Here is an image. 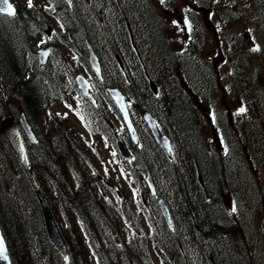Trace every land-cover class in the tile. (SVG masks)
I'll return each mask as SVG.
<instances>
[{
	"label": "trees",
	"instance_id": "trees-1",
	"mask_svg": "<svg viewBox=\"0 0 264 264\" xmlns=\"http://www.w3.org/2000/svg\"><path fill=\"white\" fill-rule=\"evenodd\" d=\"M42 1L48 8H42L32 0L33 7L19 6L13 18L0 15V108L22 110L29 121L41 129L39 142L28 147V160L55 218L61 214L59 210L72 213L91 249L95 252L98 247L102 251L95 252L101 263L104 260L105 264H153L147 254V241H142L141 253L132 250L133 244L123 242L113 205L103 202L96 190L97 182H92V177L83 172L80 156L86 151L73 129L68 130L60 123L52 124L42 117L43 108H47L51 97L58 93L59 80L37 66L31 42L41 35L48 22L44 17H52L62 31L57 33L58 41L54 42V47L84 49L85 38L99 54V42L107 50L113 49L111 41L115 37L122 44L130 24L144 35L147 45L144 57L149 61L145 63V70L160 91L156 96L152 95L145 74L137 67L135 89L126 92L134 102L133 112H138L139 118L144 108L152 110L162 131L171 138L173 148L172 159H168L152 143L148 156L142 152L140 160L135 159L139 171L147 168L163 171L166 197L176 219L171 229L163 223L152 228L147 239L150 247L157 253L160 264H264V223L258 233H249L239 221V215L233 217L227 213L222 191L229 185L222 169L217 167L218 159L202 136L193 97H189L179 79L173 76V69L182 55L172 49L152 8L143 0H100L103 9L99 13L91 0L86 8L82 7L83 10L77 0L71 1L72 7L65 0ZM26 2L28 4V0ZM104 13L108 16L107 24L100 19L99 14ZM72 14L76 16L72 18ZM83 19L88 29L81 28ZM63 30L67 36L63 35ZM191 53L201 55L199 50ZM84 61L89 71L86 56ZM236 72L239 83L241 72ZM116 86L123 88L120 84ZM250 104L251 101L246 102L247 106ZM246 115L238 128L229 122L218 125L228 142L233 138L235 143L246 145L248 142L255 149L253 141H256L264 164L261 120L256 119L254 110ZM2 117L0 114V119ZM0 141L3 150L0 153L7 156V159L4 155L2 158L5 167H0V229L12 263L89 264L84 241L77 235L74 224L60 227L68 247V261L63 262L54 250L45 234L37 200L1 136ZM131 151L139 157V149L132 148ZM123 207L121 213L125 209V218L137 223L130 215L129 204L124 202ZM157 219L160 220L159 215Z\"/></svg>",
	"mask_w": 264,
	"mask_h": 264
},
{
	"label": "rangeland",
	"instance_id": "rangeland-1",
	"mask_svg": "<svg viewBox=\"0 0 264 264\" xmlns=\"http://www.w3.org/2000/svg\"><path fill=\"white\" fill-rule=\"evenodd\" d=\"M82 1L83 0H77L81 10H83L82 7L86 8L87 4L90 3L88 0ZM91 1L97 6L96 10L100 13V10L102 11L103 9L102 6H100V0L97 2L96 0ZM11 2L15 6L26 7L25 0H11ZM34 2L41 7H45L40 0H34ZM148 2L154 5L152 7L158 12V16L162 19L165 34L173 47L176 50L183 48L185 41H187L186 38H189L191 35V30L192 32L194 31L192 21H190L191 24L189 23L191 25L189 29L182 20L183 16L181 19L178 17V14H181L186 6L184 1H167L164 2V4H161L160 0H148ZM187 2L190 4V0ZM251 2L253 3L252 5L248 4L245 0L244 24L239 27L234 25L230 27L232 31H241V35L254 29L257 30L258 37L260 34V52L256 53V57L248 51H252V48L256 47L251 39H248L241 47L244 52L241 51L242 58H240V56L237 57V67H235L236 71L243 73L240 76L241 81L238 83L235 81L234 77L231 76L232 68L228 64L230 58L228 52L224 51V44L228 42L227 35L221 33L219 29L218 31L215 29H209V31L205 29L203 39L205 45L203 58L205 63L199 59L190 61L184 58L186 67L181 72L184 73L185 77L181 80V84L187 88L190 94L189 97H193L197 109L196 113H198L199 116L202 136L218 159V163H216L217 167L222 169L224 180L230 187L229 192L227 190L223 191V201L226 205L227 213L231 214L233 217L239 215V221L247 227L249 233H258L264 223V164L261 162V155L255 154V149H252L248 142L246 145L237 144L230 136L232 141L228 142L222 135L218 125L220 122L223 124L231 122L235 128H238L237 125H240L246 119V110L248 113H251L252 110L256 111L258 113L256 119H260L264 125V0H251ZM206 4L209 5V3ZM255 7L258 8L260 12L262 11V23L259 27L254 21L258 19V11ZM99 15H102L107 24V14L104 13ZM75 16L76 14H72V18ZM44 18H47L48 22L43 26L41 35L31 39L35 49L46 48V46H48L46 40L48 39H50L49 42L53 44L56 32H62L51 17L45 16ZM198 20L201 24L204 23L202 17H198ZM72 22L73 21H71V23ZM208 22L218 27L221 21L218 20L215 14H212V16L208 17ZM108 26L110 27L111 23H109ZM48 27L50 30H48ZM83 27L88 29L85 19H83L81 28ZM187 29H189L190 32H188ZM46 32H49L48 35ZM135 32L136 31L133 29L130 30L135 40L131 38L132 40L129 39L126 41L127 38H124L122 44H120L118 37L112 39L111 42H113L114 45L111 50H107L106 46L103 48L101 43H98L101 49L100 59L103 66H105L107 74L106 78L111 80V77H114L116 74V78L113 81L120 82V84L127 89L129 85L136 83L131 67L134 66L136 68L137 63L139 65L143 64L142 59H144L142 52L141 57L137 55L132 56L130 51L124 48V44L126 43L131 47L130 42L138 43L140 47L143 46L144 41L142 40V36L137 32L135 34ZM52 50L55 56L44 68L46 71L51 70L54 76L58 75L59 82L64 83L63 98H66V100H61L56 103L54 107H50V113H44V115L48 117H55L57 114L68 115L69 124L77 128L80 140L83 143H91L89 146L92 154H89V158L93 167L99 171L97 176L101 178L104 169L106 172L111 173L114 179L113 181L110 180V182H113V189L119 194L126 196L131 201L132 212L138 217L148 216L153 222L155 220L153 218V208L150 207L149 197L146 194L147 187L144 173H141L138 177L134 176L133 178L127 175L129 172L136 173L135 171H129L128 167L127 171H125V168L121 166L111 137L106 134L107 132L102 129L101 123L98 122L100 117L95 118L92 116L85 119L89 120L87 126L93 131V136H89L79 124L80 121L78 122V119L75 117L76 114L83 117L79 109L83 107L82 99L79 98L78 94L71 88V82L65 81L62 72L63 66L58 64V60L63 56L61 51H59L57 47L52 48ZM136 50L140 51L141 48H136L133 45V51ZM247 54H249V57ZM103 58H105L106 63ZM119 59L122 62L120 65H118ZM223 59H227L228 62L223 61ZM141 67L144 70V67ZM67 69L69 72H73V74H83L86 78L85 70L81 65L76 63V61L73 62L72 66H68ZM246 76L248 77L245 78ZM207 77L209 78V82H206ZM211 79L217 84L211 83ZM234 81L236 82L235 85ZM96 98L99 105L98 114L109 118L113 124L118 127L120 132L123 133L122 123L116 116L113 106L108 104L102 96H96ZM247 101H251L249 106L246 105ZM241 108L246 109L241 113L239 111ZM14 109L15 107L10 111H6V109L0 108V114L3 116L6 113L13 112ZM85 112L86 114L89 113V111H84V114ZM0 152H3L1 148ZM3 155V153H0V167H5L2 159ZM253 155H255V160L253 159ZM4 158L7 159V156L4 155ZM8 164L9 167L12 168V165L10 163H7V165ZM151 175L159 194L162 198L164 197L167 199V188L163 171H157ZM167 204L170 207V204ZM140 207L141 209H139ZM233 208H235V211H232ZM137 231L138 233L142 232L139 229H137ZM79 234L81 233L79 232ZM85 251L87 255H89L88 251ZM151 257L155 261V264L158 263V256L156 253H153L152 250ZM91 264H93L92 261Z\"/></svg>",
	"mask_w": 264,
	"mask_h": 264
},
{
	"label": "water",
	"instance_id": "water-1",
	"mask_svg": "<svg viewBox=\"0 0 264 264\" xmlns=\"http://www.w3.org/2000/svg\"><path fill=\"white\" fill-rule=\"evenodd\" d=\"M8 2L10 3V1L8 0ZM11 4V3H10ZM15 9V8H14ZM16 13V10H15ZM4 15H7L6 13H2ZM9 16V15H7ZM43 53H47V51H39V59L41 62H44L46 60V55H43ZM90 63L92 68L94 69V71L100 76V67L97 61V58L94 54V52L92 51V49H90ZM76 83L78 85L79 90L88 98H91V96L88 93L89 90V84L85 81V79L81 76H77L76 77ZM107 93L108 95L111 97V99L113 100V102L115 103L116 107L118 108L119 112L121 113L123 120L130 132V135L132 137V139L134 140L135 143H138V138H137V133L135 132V129L132 125V122L129 118L128 115V111H127V107H126V101L127 98L126 96L119 90V89H107ZM143 118L146 121V123L149 125L155 139L157 140L158 144L161 146V148L163 149V151L169 156L170 155V146L168 143V140L165 137H160L158 132L156 131V125H155V121L151 118V116L147 113L143 114ZM20 122L27 134V136L30 138L31 141H35V138L32 135V132L25 120V118L23 117V115L20 116ZM113 130H115L114 128H112ZM0 131L1 133L4 135L10 149L12 150L14 156L16 157V160L18 162V164L20 165L24 175L26 176L37 200L38 203L40 205V209H41V214H42V218H43V222H44V227L48 236V239L50 240V242L52 243V245L55 247V249L61 254V256H63V258H66V249H65V245L64 242L61 238V235L53 221L52 215L50 213V211L48 210L44 199L42 198L39 189L37 187L36 181L34 179V177L32 176L31 172L28 170V164H27V160H26V156L24 153V149H23V145L15 124V121L13 118H8L6 120H4L1 125H0ZM118 150L120 152V154L124 157H127V153L125 148L118 143ZM159 205L162 209V212L166 218L167 221H169V213L168 210L164 204L163 201L159 202ZM0 238L3 239L1 232H0ZM4 242V240H3ZM4 247H5V255L7 256V259H3L2 257H0V264H12L8 253H7V249L4 243Z\"/></svg>",
	"mask_w": 264,
	"mask_h": 264
},
{
	"label": "snow or ice",
	"instance_id": "snow-or-ice-1",
	"mask_svg": "<svg viewBox=\"0 0 264 264\" xmlns=\"http://www.w3.org/2000/svg\"><path fill=\"white\" fill-rule=\"evenodd\" d=\"M161 4H164L165 0H160ZM28 7L31 8L33 7L32 0H28ZM0 13H6L9 16H14L15 15V9L14 7L8 2V0H0ZM175 23V21H174ZM184 23L188 26V28H191V25L185 19ZM43 43V41H42ZM252 51H259L258 47H253ZM47 53H43V55H46ZM241 113L245 111L244 108H241L239 110ZM232 211H235V208L232 209ZM0 257L3 259H7V256L5 255V247H4V242L3 239L0 238Z\"/></svg>",
	"mask_w": 264,
	"mask_h": 264
},
{
	"label": "flooded vegetation",
	"instance_id": "flooded-vegetation-1",
	"mask_svg": "<svg viewBox=\"0 0 264 264\" xmlns=\"http://www.w3.org/2000/svg\"><path fill=\"white\" fill-rule=\"evenodd\" d=\"M234 7L230 6L229 7V10H233ZM202 12H203V15H204V19L208 18V11L207 10H203V9H200ZM188 13H190V15H194L196 16L197 15V11L195 8H190V9H187ZM178 17H181V15H179ZM207 25H209V22H206Z\"/></svg>",
	"mask_w": 264,
	"mask_h": 264
},
{
	"label": "bare ground",
	"instance_id": "bare-ground-1",
	"mask_svg": "<svg viewBox=\"0 0 264 264\" xmlns=\"http://www.w3.org/2000/svg\"><path fill=\"white\" fill-rule=\"evenodd\" d=\"M69 18V17H68ZM81 20V19H80ZM212 172H214L215 173V171L213 170Z\"/></svg>",
	"mask_w": 264,
	"mask_h": 264
}]
</instances>
